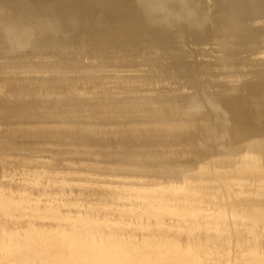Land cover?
<instances>
[{
	"label": "rangeland",
	"instance_id": "rangeland-1",
	"mask_svg": "<svg viewBox=\"0 0 264 264\" xmlns=\"http://www.w3.org/2000/svg\"><path fill=\"white\" fill-rule=\"evenodd\" d=\"M136 14L146 29L169 34L167 25L149 20L137 8ZM144 34L142 29L139 36ZM131 36L120 40L132 43L131 47L116 45L115 53H109L111 66L100 67L80 50L81 56L74 60L89 68L76 70L68 78L56 76L61 80L58 85L74 83L69 95L59 96L69 99L63 118L57 109L26 105L37 94L21 95L50 84L51 73L44 65L55 59H31L43 65L39 70H10L5 68L7 59L0 58V252L6 253H0V264H264V136L243 141L228 154H209L201 145L198 153L189 142L139 149L142 155L131 156H122V147L105 146L120 139L122 128L114 125L116 111L129 107L118 109L114 101L164 102L168 95L203 90L193 82L197 77L190 70H180L188 62L199 66L202 73L197 79L209 80L211 91H217L221 83L238 85L251 80L248 73L264 62V50L251 54L239 67L241 74L230 78V70L214 65L221 58L215 42L187 45L169 35L184 52L161 56L140 50L143 43L149 47L161 42L159 36L153 37L154 42H139V36ZM162 64L177 74L152 78L153 69ZM208 64H213L214 76L203 73ZM53 98L39 96L38 101ZM72 108L77 114L71 113ZM157 111L152 109L150 119L171 120L167 117L171 111L163 115ZM200 122H192L194 129L189 128L200 131L196 130ZM235 122L238 132L234 135H243L247 125ZM169 124L171 130L187 126L181 121ZM162 125L142 129H156L152 137L159 138ZM128 129L135 131L134 126ZM36 206L40 209L35 210ZM48 207L57 219L48 215ZM63 216L69 221L60 219ZM82 228L85 233L118 238L117 247L120 238L124 240L123 258L115 259L114 253L80 254L69 237H80L76 233Z\"/></svg>",
	"mask_w": 264,
	"mask_h": 264
},
{
	"label": "water",
	"instance_id": "water-1",
	"mask_svg": "<svg viewBox=\"0 0 264 264\" xmlns=\"http://www.w3.org/2000/svg\"><path fill=\"white\" fill-rule=\"evenodd\" d=\"M134 4L149 20L167 25L169 34L157 29L160 31L158 35L146 29L149 27L137 16ZM254 22L260 23L259 26H256ZM209 28L211 32L208 34L206 30ZM142 29H145L147 34L139 36ZM128 31L131 35L139 36L137 37L139 42L151 40L154 42L153 37L159 36L161 42L155 41L149 47L143 43L141 46L144 47L140 50L161 56L166 53L184 52L183 49L176 48L178 41L170 38L169 35L182 40L187 45L217 41L218 51L223 50L228 58H224L220 52L221 58L214 65L230 70L228 76L235 78L241 72L238 70L239 67L234 68L232 64L234 61L239 62L238 54L245 48L242 41L251 42L252 37H255V40L259 39V43L264 41V0H0V58L7 59L5 68L11 70L28 67L39 70L43 68V65H35L30 61L31 59L43 57L55 59L54 63L44 65L51 73L48 79L50 84L33 93L26 91L21 95L37 94L33 101L26 105L35 104L45 110L57 109L58 113L62 112L58 115L62 118L67 112L64 107L69 99L59 98V96L69 95L68 93H71L69 89H72L74 83L68 84L69 87L58 85L56 83L61 80L56 76L68 78V75L76 70L89 68L76 61L77 56H81L78 54L80 50H83L88 58L96 59L100 67L111 66L109 53H115L114 46L120 44L132 46L130 42H120L125 37L127 39L132 37ZM241 32L243 34H240ZM137 40L134 39L136 43ZM255 43L254 46L249 47V52L253 47H260L257 42ZM77 49H79L78 52ZM16 59L20 62H11ZM27 60L29 61L24 63ZM70 60L73 61L71 68H69ZM243 64L244 61L242 66ZM159 66L168 67L163 64ZM159 66H156L153 74H150L153 75L152 78H160L169 72L176 74L178 72L175 71L176 69L165 70L166 67L160 69ZM212 66L213 64L203 73L214 76ZM198 67L196 63L190 65L188 62L184 63L180 70L182 72L190 70L193 76L199 78L198 75L202 71ZM251 72H256L255 76L248 73L252 76L251 80L242 81L238 85L221 83L217 85V91H211L213 85L209 80L196 78L193 82L203 90L182 96L168 95L167 97L165 94L164 102L147 98L114 101L112 104L120 105L118 109L122 105H129L116 111L114 125L122 128L121 137L115 142H105L106 145L98 144L122 147V152L120 151L122 156L142 155L138 152L139 149H149L156 145H172L173 142H189L198 153L201 145L209 154H228L237 144L264 135V62L260 68ZM71 82L74 80L72 79ZM202 84L204 86H201ZM47 95H53L55 98L38 101L39 96L47 97ZM69 97L74 101L72 96ZM259 106H262L261 109H258ZM152 109H159L157 112L161 111L162 115L171 111L173 114L167 116L172 117L168 118L171 120L160 117L158 120L150 119ZM194 112H198L199 115L192 118ZM71 113L77 114V109L72 108ZM241 120L247 125L248 130H244L243 135H234L238 132L236 128H233L235 121ZM172 121L185 122L187 126L171 130L169 123ZM195 121L196 123L201 121L200 125L196 124L198 126L196 130L200 128V131L196 133L189 128L192 126L191 128L194 129L192 122ZM157 123L164 124L162 126L165 128L161 127L159 131L163 128L164 130L159 134L166 137H152V130H156L152 127L146 131L142 129ZM258 123L261 124L258 125ZM132 126L135 127V131L128 129ZM113 143H115L114 146Z\"/></svg>",
	"mask_w": 264,
	"mask_h": 264
},
{
	"label": "bare ground",
	"instance_id": "bare-ground-1",
	"mask_svg": "<svg viewBox=\"0 0 264 264\" xmlns=\"http://www.w3.org/2000/svg\"><path fill=\"white\" fill-rule=\"evenodd\" d=\"M259 26V25H258ZM138 43V42H137ZM244 43V42H243ZM250 44V43H249ZM139 45V43H138ZM254 46V45H253ZM261 50V49H259ZM256 52V51H255ZM242 54V53H241ZM247 62V61H246ZM242 63V62H241ZM240 64V63H239ZM242 65V64H241ZM261 123H258V125H260ZM162 131V130H161ZM160 132V131H159ZM264 135H262L263 137ZM264 147V146H263ZM264 169V168H263ZM5 199V198H4ZM10 199V198H9ZM11 204V203H10ZM9 204V205H10ZM13 204V203H12ZM15 204L13 205V207H15ZM26 206V205H25ZM40 208L39 207H35V210H39ZM48 210V215H51V218L53 219H57L58 217L57 216H54L52 214H50V211H52V209L50 207L46 208ZM8 211V210H6ZM18 211V210H17ZM23 210H21L22 212ZM19 212V211H18ZM8 213H11V212H8ZM6 213V214H8ZM33 213V212H32ZM246 214V213H245ZM9 215V214H8ZM11 215V214H10ZM9 215V216H10ZM242 216V215H241ZM8 216H6L7 218ZM12 217V216H11ZM258 217V215H257ZM3 218V217H2ZM5 218V217H4ZM8 219V218H7ZM11 219V218H10ZM14 219V218H13ZM60 219H62L63 221H67L69 218L68 216H63L61 217ZM15 220V219H14ZM260 220V219H259ZM5 221V220H4ZM13 221V220H12ZM19 221V220H18ZM69 221V220H68ZM16 222V221H15ZM8 223V222H7ZM14 223V222H13ZM12 223V224H13ZM18 223V222H17ZM24 223V222H22ZM22 223H19V224H22ZM26 224V223H25ZM29 227V226H28ZM31 228V227H29ZM30 230V229H28ZM28 230L26 233H28ZM31 231V230H30ZM78 232L76 233L77 235H79L80 237L78 238H73V237H69L71 239V241L73 242V245L76 246V248H80L81 251H80V254H84V255H88V253H92L91 255L93 254H98V255H102V254H113V256L115 257V259H118L117 257L119 256H122L120 259L118 260H121L123 258V251H126L124 247L127 246L126 242L124 240H121L120 238V246L117 247V241H118V238H115L114 236H111V235H104L103 233H97V234H92V233H85L84 231V228L82 229H79L77 230ZM32 232V231H31ZM25 233V234H26ZM34 233V232H33ZM3 234V233H2ZM30 234V233H28ZM42 237V235H40ZM39 236V237H40ZM45 237V236H44ZM46 238V237H45ZM47 239H50L49 237H47ZM124 239V238H123ZM31 242V240L29 239L28 242ZM48 242V241H47ZM54 245V244H53ZM52 246V245H51ZM50 246V248H51ZM124 246V247H123ZM54 248V247H53ZM52 248V250H53ZM56 248V247H55ZM49 248L46 247V251L48 250ZM67 249V248H66ZM1 250V248H0ZM50 250V251H52ZM262 250V249H261ZM57 250H55L56 252ZM58 252V251H57ZM56 252V253H57ZM79 252V251H77ZM253 252V251H252ZM0 253H2V255H6L5 251H1ZM5 253V254H4ZM56 253H54V255H57ZM53 254V253H51ZM19 255V254H18ZM17 255V257H18ZM86 255V256H87ZM112 256V257H113ZM261 256V255H260ZM16 257V258H17ZM42 257V256H41ZM45 258V257H44ZM49 258V257H47ZM7 259V258H6ZM18 259V258H17ZM54 259V258H53ZM57 259V258H56ZM9 260V259H8ZM7 260V261H8ZM12 260V259H11ZM10 261V260H9ZM53 261V260H52ZM50 262V261H49ZM102 262V261H101ZM100 262V263H101ZM105 263V262H104ZM47 264V263H46ZM49 264V263H48ZM52 264V262H51Z\"/></svg>",
	"mask_w": 264,
	"mask_h": 264
},
{
	"label": "crops",
	"instance_id": "crops-1",
	"mask_svg": "<svg viewBox=\"0 0 264 264\" xmlns=\"http://www.w3.org/2000/svg\"><path fill=\"white\" fill-rule=\"evenodd\" d=\"M254 24H255L256 26H258L260 23H256V22H254ZM210 32H211V30H210ZM240 34H243V33L241 32ZM250 36H251V35H250ZM244 38H245V37H244ZM254 38H255V37H254ZM254 38L252 37L251 42H248V43L246 42V40H243V41H242V44H243V46L245 45V46H244L245 48H244V49L241 48L243 51H242V52L240 51L239 54L236 53V54H238V57H237V58H238V61H239V62H235V61H234V64H232V65L235 66L234 68L241 67V66H242V65H241L242 63H241V62H243V61H244V64H246V63H247L246 61L249 60V56H250L251 54H255L256 52H258L259 49H261V51L264 50V41H260V43H261V44H260L259 41H258L259 39H258V40H255L256 38H255V39H254ZM260 39H261V38H260ZM243 42H244V43H243ZM255 42H257V43L260 45V47H259V48H255V47H253V48H251V49H252L251 52H249V47H252L253 45H255V44H256ZM213 43H214V41H213ZM249 43H250L251 46H250V45H247V44H249ZM205 44H208V43H204V45H205ZM216 44H218L217 41H216ZM217 46H218V45H217ZM246 46H248L247 49H246ZM241 49H240V50H241ZM255 51H256V52H255ZM259 51H260V50H259ZM220 52H222V54H223L222 56H223L224 58H228V57H226L225 52H224L223 50H222V51L220 50ZM241 53H242V54H241ZM239 63H240V64H239ZM244 64H243V65H244ZM260 65H261V64H258V65H257V68H260ZM207 66H208V68H210V64L205 65V67H207ZM255 73H256V72H249L250 75L253 74L254 76H255ZM261 107H262V106H259L258 109H261Z\"/></svg>",
	"mask_w": 264,
	"mask_h": 264
}]
</instances>
